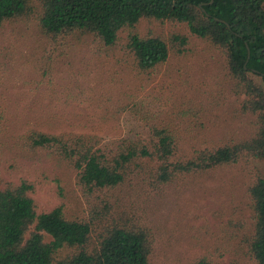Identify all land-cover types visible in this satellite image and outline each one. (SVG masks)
<instances>
[{
    "label": "trees",
    "instance_id": "1",
    "mask_svg": "<svg viewBox=\"0 0 264 264\" xmlns=\"http://www.w3.org/2000/svg\"><path fill=\"white\" fill-rule=\"evenodd\" d=\"M144 20L184 24L222 55L233 97L242 99L238 112L251 120L253 136L185 152L168 125L152 127L146 137L103 142L21 119L24 132L12 143L11 114L20 116L23 108H0V264H152L159 201L189 176L264 161V0H0V28L24 24L38 32L39 42L92 40L108 52L124 51L142 73L186 53V36L141 37L136 29ZM39 55L31 57L34 67L38 60L55 62ZM45 155L75 174L87 217L68 216L64 205L40 213L35 183L1 176L9 157L19 168ZM250 171L248 217L239 227L229 222V244L238 240L239 246L225 253L234 257L228 264H264V174L257 167ZM134 204H141L140 216Z\"/></svg>",
    "mask_w": 264,
    "mask_h": 264
},
{
    "label": "rangeland",
    "instance_id": "2",
    "mask_svg": "<svg viewBox=\"0 0 264 264\" xmlns=\"http://www.w3.org/2000/svg\"><path fill=\"white\" fill-rule=\"evenodd\" d=\"M23 26L0 28V108L10 104L23 108L20 116L11 114L9 142L24 132L21 119L45 131L88 133L103 142L146 137L152 127L168 125L183 139L185 152L222 147L254 134L251 120L238 112L242 99L233 97L222 55L184 24L144 20L137 26L143 38H188L185 54L170 55L149 73L136 69L124 51L108 52L92 40L70 45L39 42L38 32ZM35 52L52 56L55 62L46 65L38 60L41 65L34 67ZM9 160L2 163L1 176L15 183L23 178L35 183L33 197L40 213L64 205L70 217L88 216L76 176L67 165L46 155L19 168ZM253 167L264 174L262 161L189 176L159 201L151 263L228 264L234 257L225 253L239 246L238 240L229 244V222L236 221L239 227L248 217ZM134 209L140 216L141 204H134Z\"/></svg>",
    "mask_w": 264,
    "mask_h": 264
},
{
    "label": "water",
    "instance_id": "3",
    "mask_svg": "<svg viewBox=\"0 0 264 264\" xmlns=\"http://www.w3.org/2000/svg\"><path fill=\"white\" fill-rule=\"evenodd\" d=\"M249 59H250V52H249V55H248V59H247V62L249 61Z\"/></svg>",
    "mask_w": 264,
    "mask_h": 264
}]
</instances>
